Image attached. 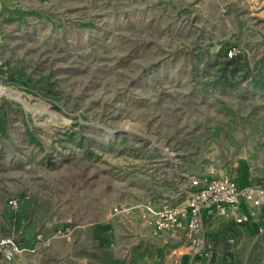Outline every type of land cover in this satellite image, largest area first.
Here are the masks:
<instances>
[{"label":"rangeland","instance_id":"obj_1","mask_svg":"<svg viewBox=\"0 0 264 264\" xmlns=\"http://www.w3.org/2000/svg\"><path fill=\"white\" fill-rule=\"evenodd\" d=\"M223 50L257 83L220 82ZM2 100L0 239L64 258L112 222L124 253L126 209L193 191L187 158L237 181L244 158L264 184V0H0Z\"/></svg>","mask_w":264,"mask_h":264},{"label":"built area","instance_id":"obj_2","mask_svg":"<svg viewBox=\"0 0 264 264\" xmlns=\"http://www.w3.org/2000/svg\"><path fill=\"white\" fill-rule=\"evenodd\" d=\"M191 186L198 184L194 176L190 178ZM205 185L193 190L185 199L175 205L155 204L151 201L137 204L135 214H128L130 223L139 227H150L152 234L166 232L177 236L185 228V236L190 240L187 253L191 260L207 256L210 245L206 243V217L219 215L227 220L241 224L253 219L257 223L256 234H264V186L261 183L242 185L236 179L224 175L207 176ZM15 205L17 201L11 200ZM247 206V212L243 206ZM30 245L19 244L14 237L0 239V264H13L14 260L25 252H36L49 244V238L41 233L34 235ZM174 264H179L180 253L173 251Z\"/></svg>","mask_w":264,"mask_h":264},{"label":"trees","instance_id":"obj_3","mask_svg":"<svg viewBox=\"0 0 264 264\" xmlns=\"http://www.w3.org/2000/svg\"><path fill=\"white\" fill-rule=\"evenodd\" d=\"M5 4L2 9H5ZM21 14L24 10L16 9ZM256 66V65H255ZM254 67L249 66V60L243 52H236L228 55L226 50L222 52V60L218 71V80L228 84H236V73L242 70L241 78L251 76V81L257 83L258 78L253 73ZM10 78L13 77L10 75ZM259 84V83H258ZM5 101L0 102V131L6 130L4 121L6 119ZM187 161L181 163V169L198 179L196 186H191L192 190L202 188L205 183L203 179L207 177L202 171V164L196 163L195 158H187ZM239 171V181L242 185L256 183L257 176L253 172L252 166L248 161L241 158L237 162ZM211 176L219 177V174ZM264 186V184H262ZM180 200H170L166 203L175 205ZM247 212V206H243ZM222 233L218 239L206 233V243L210 245L211 259L208 264H258L262 254V244L260 238H256L251 247L248 248V243L253 239L256 232L257 223L253 219L241 224L228 225L227 222L220 224ZM132 230L137 240L128 244L126 252L117 254L110 243L97 245L88 237L86 240V253L90 259L96 260L101 264H159L156 262V252L158 247H161L164 252L181 244H189L190 240L185 236V228H181L177 236H172L169 233L161 232L152 234L150 227L136 228ZM116 228H113V238H116ZM232 238L230 242L228 239ZM241 241L240 245L239 242ZM203 263V257H200ZM179 264H192L189 254H182L179 257Z\"/></svg>","mask_w":264,"mask_h":264},{"label":"crops","instance_id":"obj_4","mask_svg":"<svg viewBox=\"0 0 264 264\" xmlns=\"http://www.w3.org/2000/svg\"><path fill=\"white\" fill-rule=\"evenodd\" d=\"M127 217V216H126ZM125 217V218H126ZM130 217L132 216H128L127 217V221L132 220ZM214 217L215 215H212V216H208L206 217V225H208L210 222H212L214 220ZM220 219H221V222L215 226L214 228V232H207V234H210L212 237L218 239L222 233V228L220 227V224L222 222H227L228 225H232V224H235L229 220H227L226 218L220 216ZM112 220V218H111ZM112 223V222H110ZM110 223H107V226L106 228L104 227V231L106 230L107 231V238L106 240H103V241H97V242H94V240L91 238V240L93 241V243L97 244V245H104L106 243H110V240L113 239V235H112V232H113V227H112V224L110 226ZM205 225V227H206ZM137 228V226H134ZM140 228H144V227H138V229ZM131 230V229H130ZM260 238L261 240V244H262V247H261V250H262V254H261V258L259 259L258 261V264H264V234L262 235H257L256 232L254 234V237L253 239H251V241L248 243V248L251 247L252 243L254 242V240L256 238ZM135 239H137V237L135 236ZM230 242L233 241L232 238H229L228 239ZM241 241L239 242V245H240ZM187 246L188 244H181V245H178L176 247H173L171 248L169 251L167 252H164V250L161 248V247H158L157 249V252H156V262H158L159 264H167L166 262L169 261V258L167 259V255L169 257L171 256H174L173 255V250L176 248L178 249V252L180 253V255L182 254H188L187 253ZM58 252H53L52 254H46V253H41V252H38L36 255V259L30 261L28 259V256L30 253H23L22 255L18 256L13 264H101L100 262L96 261V260H93V259H90L86 253H80V254H65V257L63 258V255L62 254H57ZM190 256V255H189ZM211 259V251H210V254L209 256H204L203 258V263L204 264H208L209 261ZM190 261L192 262V264H201V260H191L190 258Z\"/></svg>","mask_w":264,"mask_h":264}]
</instances>
